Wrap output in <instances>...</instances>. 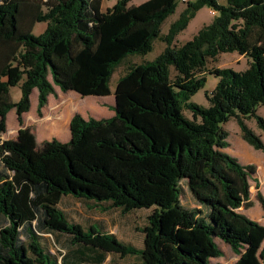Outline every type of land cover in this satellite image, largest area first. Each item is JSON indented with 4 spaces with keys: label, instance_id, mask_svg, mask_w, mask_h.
I'll list each match as a JSON object with an SVG mask.
<instances>
[{
    "label": "trees",
    "instance_id": "1",
    "mask_svg": "<svg viewBox=\"0 0 264 264\" xmlns=\"http://www.w3.org/2000/svg\"><path fill=\"white\" fill-rule=\"evenodd\" d=\"M102 1L0 0V264H64L71 253L45 236L54 233L69 236L72 254L91 253L95 264L107 253L140 257L122 264H221L211 260L222 255L214 238L238 255L234 264H264V225L240 211L252 205L255 166L224 151L223 127L233 118L242 139L264 151L261 135L246 122L254 119L264 133L257 113L264 105V0H116L106 11ZM179 1L184 8L161 32ZM202 7L214 11L212 20L176 45ZM37 22L46 27L35 35ZM155 40L163 50L129 64L111 91L121 61L144 55ZM233 51L249 59L246 69L207 68ZM207 74L218 80L204 92L203 106L191 97ZM55 86L81 96L112 93L114 115L73 113L66 142L38 144L28 127L16 139H2L7 112L14 109L21 124L36 89L40 115ZM182 181L199 208L181 204ZM66 195L123 214L155 206L142 228V247L70 220L59 208ZM257 198L264 209L260 192Z\"/></svg>",
    "mask_w": 264,
    "mask_h": 264
},
{
    "label": "rangeland",
    "instance_id": "2",
    "mask_svg": "<svg viewBox=\"0 0 264 264\" xmlns=\"http://www.w3.org/2000/svg\"><path fill=\"white\" fill-rule=\"evenodd\" d=\"M143 1L145 0H131L130 4L136 5ZM115 2L116 0H103L101 5L102 11H106L108 8H111ZM184 6L185 3L179 1L175 12L168 16L163 22L161 26V32L165 33L167 31L169 24L178 17ZM212 17L213 15L208 7H202L199 9L195 17L189 21L187 27L176 36L175 44L180 45L186 40L190 39L203 25L208 24L212 20ZM45 27V22H37L33 27V33L38 35L45 29ZM164 46L165 44L162 41L155 40L153 42L152 49L144 55H127L115 68L111 76L109 83L111 90H114L117 79L126 72V68L129 64H142L153 60L163 50ZM248 61L249 59L247 57L238 54L236 51L224 52L221 53L214 61H208L207 68L228 67L236 71H242L248 66ZM217 80L218 78L214 75L207 74L204 87L198 90L191 97V100L197 104L207 106L208 102L205 98L204 92L211 91L216 85ZM54 88L55 93L48 96V102L42 108L40 115L36 112V89H34L31 93L30 108L23 114L21 124H19L16 119L14 109H10L6 114V129L1 135L2 139H16L19 128L28 127L34 133L38 144H41L45 140H50L51 138H55L60 142H66L70 137L68 125L70 117L73 113L79 112L84 117H97L94 113L96 111L95 106H97V103H94L96 96H81L75 91L70 90L63 92L57 86ZM10 94L13 101H18L20 98V90L18 86L12 87L10 89ZM69 101L72 103V105L68 109L67 102ZM257 113L264 117V105H260L257 108ZM185 114L190 117L189 111H185ZM59 118H62L63 123L57 124ZM246 122L250 128H252L257 134L261 135V139L264 141V133L257 127L255 120L249 119L246 120ZM223 127L228 132L227 141L229 142V146L226 147L224 151L236 156L243 164L252 163L255 166V172L252 174V177L249 180V198L252 202V205L248 208L241 207L240 211L246 214L249 218L264 225V209L257 198L258 192H260L264 198V151L253 148L242 139L240 129L233 118L224 123ZM181 185L183 188V193L180 198L181 204L187 208H199L200 206L193 199L190 191L187 188L186 182L182 181ZM65 200L68 202V208L76 209L82 207L81 211L83 212L84 207L80 202L70 197H67ZM154 207L155 206L150 208L142 207L135 210L134 212L126 213L123 216L116 211L105 213L96 211L92 215H96L97 218L103 220L106 225H108L111 232L117 234L118 231L120 237L131 240V243H134L136 247L141 248L144 237L142 228L144 227L143 225L147 223V216L151 213ZM214 242L216 246L222 251V255L217 258H212L211 260L217 261L221 264H234L238 258V255L231 250L229 245L219 238H214ZM117 257H119L120 262L125 263L139 261L140 259L138 255L134 254H117ZM106 264L114 263L110 261L109 257H107Z\"/></svg>",
    "mask_w": 264,
    "mask_h": 264
},
{
    "label": "crops",
    "instance_id": "3",
    "mask_svg": "<svg viewBox=\"0 0 264 264\" xmlns=\"http://www.w3.org/2000/svg\"><path fill=\"white\" fill-rule=\"evenodd\" d=\"M88 96H90V95H88ZM92 96H96V95H92ZM48 99H49V97H48ZM95 99L96 100H94V103H97L96 104L97 106H95L96 111L94 112L95 116H97L96 118H109V117H112L114 115V111H113L114 97H113L112 93L109 95H106V96H96ZM36 104H37V102H36ZM55 124H56V122H55ZM67 197L74 198L75 200L80 202L82 204V206L84 207L83 212L81 211L82 207L76 208V209L68 208L67 207L68 202L65 200ZM59 208L63 209L68 214V217L70 220H73V221L81 224V226L83 228H87L89 226L97 225L101 229L106 230L110 233H113V232H111L108 225H106V223L103 220L97 218L96 215H92V214L96 211L102 212V213L116 211L120 215H122V216L124 215L120 211L119 208L109 207L108 203L107 204L105 203V204L101 205V207H100V205H96L92 201H84V200H81V199H78V198H75V197L69 196V195L63 196V198H61V200L59 202ZM76 215L79 217H77ZM114 234H116V233H114ZM45 236L50 237V239H52V241H55L56 244L65 248L68 253L69 252L71 253L70 259L67 261L70 263L65 262L64 264H95V263H93L92 260L88 259V257L91 256V253H88L87 258H86L85 254L83 257L72 254V253H74V249H73L74 246L72 247L70 240H69V236L63 235V234H58V233L45 234ZM116 236L120 239L131 242V240H129L127 238L120 237L118 231H117ZM107 257H109L110 261H112L114 264L125 263V262H120L119 257H117V253H107L104 261H102V263H100V264H106Z\"/></svg>",
    "mask_w": 264,
    "mask_h": 264
},
{
    "label": "built area",
    "instance_id": "4",
    "mask_svg": "<svg viewBox=\"0 0 264 264\" xmlns=\"http://www.w3.org/2000/svg\"><path fill=\"white\" fill-rule=\"evenodd\" d=\"M182 2H185L186 0H181ZM212 15H214V11L211 10Z\"/></svg>",
    "mask_w": 264,
    "mask_h": 264
}]
</instances>
